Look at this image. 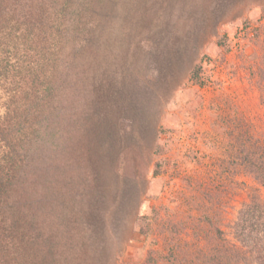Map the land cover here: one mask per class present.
Returning <instances> with one entry per match:
<instances>
[{
  "label": "rangeland",
  "instance_id": "rangeland-1",
  "mask_svg": "<svg viewBox=\"0 0 264 264\" xmlns=\"http://www.w3.org/2000/svg\"><path fill=\"white\" fill-rule=\"evenodd\" d=\"M5 2L10 9L0 7V40H7L14 31L16 40L32 24L40 33L55 16L37 15L38 8H33L39 0H3L1 4ZM191 3L190 20L180 22L167 45H161L166 61L155 54L143 62L141 56L154 38L141 28L125 27L120 6L114 14L108 11L113 20L109 21L111 33L105 42L107 69L99 70V75L94 73L98 53L93 49L76 59L64 55L66 61L58 77L63 79L59 97L80 90L91 96L95 105L97 101L98 112L111 127L115 152L109 148V154H103L95 166L99 172L93 185L82 190V197L73 196L74 211L61 208L56 219L66 225L69 234L75 229L96 234L100 254L87 256L83 252L77 257L74 249L66 250L57 264H77L80 260L78 264H151L149 257L155 260L152 264H257L236 239L233 224L252 195L264 201V186L237 164L233 155L250 149L246 147L249 145L264 154V0ZM150 12L139 18L143 29L156 16ZM14 23H18L16 28ZM219 40L228 44V51L215 49ZM22 43V38L16 42ZM208 54L213 58L209 62ZM198 62L206 63L210 72L205 84L190 79V71ZM137 69L149 70L151 78L139 83L133 79ZM54 81L60 84L55 79L51 84ZM8 88L0 85V145L10 142L6 129L13 124L8 118L24 110L19 102L10 105ZM152 98L150 103L158 107L155 126L140 124L135 129L137 122L131 111L136 99ZM84 118L74 126L70 122L66 125L69 132L79 129L77 137H81L76 138L68 157L63 151L67 172L79 163L78 146L94 143L91 129L83 125L87 122ZM16 136L12 138L19 139ZM11 143L22 145L18 140ZM157 159L165 163L159 178H153L151 169ZM139 169L142 171L137 174ZM16 198L25 199L20 192ZM150 210L155 215L150 224L151 238L143 244L140 216ZM79 214L82 218L73 227L69 222ZM204 216L222 231L221 237L208 228ZM25 261L20 254L13 256L11 264H27Z\"/></svg>",
  "mask_w": 264,
  "mask_h": 264
},
{
  "label": "trees",
  "instance_id": "trees-1",
  "mask_svg": "<svg viewBox=\"0 0 264 264\" xmlns=\"http://www.w3.org/2000/svg\"><path fill=\"white\" fill-rule=\"evenodd\" d=\"M2 1L0 0V7L7 6L6 9H10L9 4H1ZM49 2L51 5H48ZM191 2L192 0H39L33 9L38 8L37 15H42V12L54 14V18L49 20L50 26L39 33L36 25L32 24L31 29H23L18 39L14 40V31L12 35L9 33L7 40H0V85L10 88V105L19 102L24 107L18 115L8 118L14 125L6 129L10 134V142L0 145V264H11L13 256L20 254L27 264H57V259L65 257L62 252L73 249L77 257H81L83 252L87 256L100 254L96 234L77 229L75 233L69 234L66 225L63 226L56 220L61 208L63 211L65 208V212L74 211L73 196L82 197V190H88L89 184L93 185L96 173L99 172L95 166L103 159V154H109V148L115 152L110 139L113 135L111 127L102 119V113L98 112L97 101L95 105L93 98L85 96L80 90L71 96L59 97L63 79L58 77L60 67L66 61L64 55L68 53L76 59L83 52L93 49L98 53L94 73L99 75V70L107 69L109 64L104 58L108 53V46H105V42L111 33L109 21L113 20L108 11L111 10L114 14L120 6V19L127 21L125 27H129V30L141 28L154 38L148 52H143L142 55L139 50L140 53H137L139 57L142 55L143 62L155 54L162 55V60L166 61L161 45H167L166 41L172 34H176L177 25L192 15L194 8ZM10 4L13 7L11 2ZM146 11H151L156 16L143 29L139 18ZM17 25L18 23H14V28ZM131 32L134 33V30ZM21 38L23 43L16 44ZM110 46L113 49V44ZM220 48L229 50L228 44L223 40H219L215 47L216 50ZM206 57L208 62L213 59L209 54ZM150 75L149 70L144 72L143 69H137L133 79L140 83L146 77L151 78ZM209 78L206 63H195L190 71L191 81L205 84ZM54 79L57 82L59 80L60 84L55 81L51 84ZM70 79L73 83L74 77ZM152 100L153 98L148 101L136 99L137 104L131 111L134 114L132 119L137 122L135 129L140 124L155 126L154 117L158 107L150 103ZM81 118L87 120L83 125L91 129L89 133H93L94 143L91 141L85 146H78L79 163L67 172L68 165L63 167L68 163L62 155L63 151L68 157L70 150L74 151L76 138L81 137H77L79 129L69 132L66 125L70 122L74 126ZM14 134L19 139H13ZM119 135L123 143V134ZM7 140L8 137L5 141ZM12 140H18L22 145L11 143ZM159 143L165 144L162 139H159ZM246 147L250 149L238 150L233 157L260 186H264V154H258L251 145ZM131 150H134L133 146ZM164 163L163 159L155 161L151 169L153 178H159ZM140 169L136 171L137 174L142 171ZM18 192L25 199L18 201ZM153 216L155 215L151 210L140 216L142 226L139 232L143 244L151 238L150 224L154 220ZM204 217L210 226L208 228H213L216 235L221 237L222 231L213 227L212 222ZM64 218L68 221L70 219ZM81 218L79 214L69 223L74 227L76 220ZM233 231L236 239L252 254L256 263L264 264V201L259 200L257 195H252L250 201L239 209ZM55 255L58 257L55 258ZM149 259L155 261L150 257ZM80 262L81 260L78 263Z\"/></svg>",
  "mask_w": 264,
  "mask_h": 264
}]
</instances>
